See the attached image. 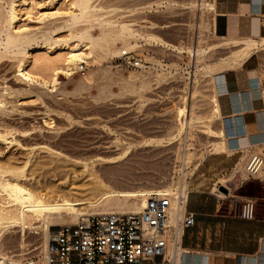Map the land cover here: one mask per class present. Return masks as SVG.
I'll list each match as a JSON object with an SVG mask.
<instances>
[{
  "label": "rangeland",
  "instance_id": "rangeland-1",
  "mask_svg": "<svg viewBox=\"0 0 264 264\" xmlns=\"http://www.w3.org/2000/svg\"><path fill=\"white\" fill-rule=\"evenodd\" d=\"M203 1L210 3L213 0ZM6 2L8 0H0V5L6 7ZM196 2L91 0L105 18L127 24L139 35L138 48L126 51V55L122 52L100 57L96 64H81L70 77L58 75L55 87L50 83V69H47L62 58L64 52L27 49L30 58L23 72L30 79L26 80L18 72L19 56L0 47V166L19 168L27 164L22 179L27 188L41 193L52 204L57 203L59 195L65 194V198L77 201L78 208L93 200L95 193L98 195L97 184L101 179L113 190L125 194L168 182L169 177L174 176V167L179 164L177 158L186 149L192 156L189 170H193L191 175L194 177L201 162L210 155L211 143L219 140L216 136L207 137L201 123L209 116L210 95L213 89L217 94L216 89L221 83L214 84L202 68H216L230 62L242 47V43L228 44L227 40L232 37L219 41L215 13L198 10L193 6ZM69 3L70 0H56L51 5L45 0H27L24 8H18L14 27L31 31L41 29L53 33L55 38L64 39L68 34L64 19L69 12ZM43 14L52 15L44 25L37 21ZM201 22L203 27L200 29ZM2 26L3 22L0 28ZM98 34V27H94L92 35ZM145 36L165 44L145 42ZM196 43L206 52L201 63L193 68L188 54L179 53L175 47L190 48ZM258 50H264V46L252 53ZM261 61L259 74L263 90L264 51ZM236 67L223 66L215 75ZM192 78L196 93L190 99ZM191 100H195L192 108L201 120L195 124L191 138L185 132L180 138L181 135L176 136L175 111ZM263 118L259 119L260 126ZM211 128L215 131L223 128L221 121L213 123ZM223 132L227 145L229 132L226 135L224 128ZM156 139L162 144L146 147V142ZM128 146L132 147L130 153L120 163L111 165L103 160L117 157ZM239 156L240 151H236L234 162L223 168L219 177L232 171ZM85 164L88 170L84 168ZM204 171L202 167L200 172ZM163 177L166 178L162 180ZM253 178L243 181L236 175L224 186L217 184V179L209 192L217 195L216 188L226 195L220 199L224 202L222 208L228 209L230 216L241 218L244 203L251 202L254 206L252 200L259 196L255 184L264 181V173L262 177ZM37 226V222H32L31 228H11L2 234L0 254L8 258V264L18 261L38 264V251H33L41 241ZM56 228L51 227L50 233ZM262 253L264 251L258 256L259 261H262Z\"/></svg>",
  "mask_w": 264,
  "mask_h": 264
},
{
  "label": "bare ground",
  "instance_id": "bare-ground-1",
  "mask_svg": "<svg viewBox=\"0 0 264 264\" xmlns=\"http://www.w3.org/2000/svg\"><path fill=\"white\" fill-rule=\"evenodd\" d=\"M45 1L52 5L56 0ZM214 2L215 0L212 2L210 1V3L203 0H197L196 4L193 6L202 12L209 11L215 13ZM26 4L27 0H8V2L5 3L6 7L0 5V20L2 19L1 22H3V26L0 28V47L6 52H11L19 56L18 72L21 73L26 80L30 79L29 75L23 72L24 66L30 58L27 49L44 50L47 53H65L62 58L51 63L49 68L48 64V66H46L48 71L50 69V76H47H49L52 86L55 87L58 75L62 74L65 77H70L73 74H76V71L81 64H96L100 57L103 58V56L120 55L122 52L126 54V51L138 48L137 38H139V35L127 24L112 21L108 17L105 18L104 15L99 12L100 9L92 5L91 0H70L68 5L69 12L64 19V25L68 30V34L64 39L55 38L53 33L48 31L45 32L41 29L31 31L28 28L14 27V23L18 19V8H24ZM50 16L52 15L43 14L37 21L44 25L45 21ZM82 24L86 25L82 26ZM202 24L203 22L198 25L200 29L203 27ZM94 27H98L99 29V34L96 36L92 35V29ZM145 42L157 44L159 42L165 44L150 36L146 37ZM227 43L234 46L235 44L237 46L238 43H242V47L234 54L232 60L230 62L222 63L221 65L218 64L219 66L216 68H212V66L211 68L207 66L202 68L205 74L212 77L214 84L218 82L222 84V75H215L220 68L223 66H226V68L227 66L228 68L239 66L254 50L264 46V38L247 37L241 40L229 39L227 40ZM175 49L179 53L188 54L192 60L193 68L197 67V64L202 60L206 52V49L197 45V43L190 48L175 47ZM138 65V63L135 64L136 67H139ZM141 68H143V66H141ZM194 78L191 79L192 83L189 91L190 99L191 96L193 97L194 93H196ZM216 90L217 94L213 89L209 98V116L206 118V122L201 124L204 126L203 132H205L207 137L210 138L216 136L219 139L217 142H214L213 145L211 143L212 147L208 151L210 155L224 154L228 156L232 151L228 148V145H226L223 128H219L217 131L212 130L211 128L213 123L222 120L217 100L218 93L220 92L219 87H217ZM260 94L261 98L264 100V88L261 90ZM193 101L195 100H191L189 103L185 102L176 108L175 121L178 125L176 136L177 134L180 136L185 132L188 138H191L189 136L193 133L192 130H194L193 128L195 127V124L201 120L193 111ZM182 135L180 138H182ZM256 135H258L256 141L250 140L248 135L245 138L239 139L238 151H240V156L233 166L234 168L232 171L228 175L218 178V184L224 186L226 182L230 181V179H234L236 175H239V179H242L243 181H247L250 177L263 176L264 131H261ZM171 138L173 139V137ZM188 138L185 137V140ZM166 142L168 141L166 140ZM161 144L160 139H156L155 141L146 142V147L153 145L159 146ZM131 148V146L125 147L117 157L103 160L111 165L120 163L128 156ZM188 151L189 150L187 149L184 150L180 157L177 158L179 164L174 167V176L172 178L169 177L168 182L163 181L159 182L157 185L153 184L150 186H144L139 190H134L135 192L133 193L128 192L130 194H125V192L121 193V191L119 193V191L117 192L116 190H113L99 177L101 181L97 184L98 188H100L98 195L95 193V198L89 202L87 201V205L81 208L76 206L77 201L73 202L70 200L71 197L69 199L65 198V194L59 195L60 201L57 199V203L52 204L49 203L50 200L48 201L47 197L45 198L41 193H37L31 188H27L22 182L27 164H24L19 168L11 165L0 166V238L6 230L11 228H31L32 222H37V229H39L41 241L40 246L33 249V251H38V264H48L47 246L51 227L74 225L92 215L140 214L146 206L147 197L150 195H168L171 198V210L169 211L167 224L170 226H176L182 219L185 211L184 205H178L176 198L180 195L186 197V194L191 189L190 185L193 179L191 174H194L192 173V169L189 170V168L192 167L190 166L192 156L190 157ZM50 154L56 157L59 156V154L53 152H50ZM255 158H258L259 165L256 172L252 174L250 172V167ZM86 165L87 164L84 166L85 169H87ZM165 178L166 177H163L162 180ZM214 189L217 191L219 200L227 197L226 195L221 194L216 188ZM230 196L234 197V195L231 194ZM238 201H240L239 198ZM180 236L181 232L176 235L175 242H169L168 244L165 259L171 264L180 263L182 252L179 245ZM4 256L0 254V264H8V258L6 257V259ZM12 263L22 264L20 261Z\"/></svg>",
  "mask_w": 264,
  "mask_h": 264
},
{
  "label": "crops",
  "instance_id": "crops-1",
  "mask_svg": "<svg viewBox=\"0 0 264 264\" xmlns=\"http://www.w3.org/2000/svg\"><path fill=\"white\" fill-rule=\"evenodd\" d=\"M214 4L216 30L223 31V35H216L219 41L229 37L264 38V0H215ZM263 51L254 52L238 67L221 72L217 100L221 125L226 135L229 132L227 145L233 154L205 157L192 179L185 211L194 215L195 224L181 233L179 264H264V254L262 261L258 258L264 251V181L255 184L259 196L252 200L251 220L230 216L228 209L222 208L224 202L209 192L221 170L234 162L239 139L248 135L256 141V134L264 130V122L259 125L260 117H264L259 74Z\"/></svg>",
  "mask_w": 264,
  "mask_h": 264
},
{
  "label": "built area",
  "instance_id": "built-area-1",
  "mask_svg": "<svg viewBox=\"0 0 264 264\" xmlns=\"http://www.w3.org/2000/svg\"><path fill=\"white\" fill-rule=\"evenodd\" d=\"M127 54V53H126ZM122 54V55H126ZM253 159L250 172L259 165ZM252 176V175H251ZM187 196L176 198L186 208ZM218 198L216 194H213ZM171 198L150 195L140 214L92 215L74 225L57 227L50 233L48 264H171L165 259L169 242L185 229L192 228L195 217L184 211L176 226L167 224ZM242 219L251 220L253 203L242 205ZM170 236V237H169Z\"/></svg>",
  "mask_w": 264,
  "mask_h": 264
},
{
  "label": "trees",
  "instance_id": "trees-1",
  "mask_svg": "<svg viewBox=\"0 0 264 264\" xmlns=\"http://www.w3.org/2000/svg\"><path fill=\"white\" fill-rule=\"evenodd\" d=\"M217 35H223V31H221L220 29H217Z\"/></svg>",
  "mask_w": 264,
  "mask_h": 264
}]
</instances>
